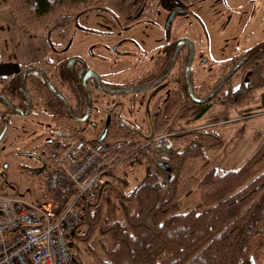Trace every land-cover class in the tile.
I'll use <instances>...</instances> for the list:
<instances>
[{"label": "trees", "instance_id": "1", "mask_svg": "<svg viewBox=\"0 0 264 264\" xmlns=\"http://www.w3.org/2000/svg\"><path fill=\"white\" fill-rule=\"evenodd\" d=\"M105 1L0 0V9L10 7L19 26L33 32L43 30L49 40L55 28L69 22L74 13ZM239 71L247 75L236 87L225 90L228 80L205 103L190 100L181 81L179 91L163 104V114L148 137L132 128L107 130L110 158L115 164L102 178L106 182L117 180L118 185L102 183L104 188L95 195L76 199V204L85 208L86 217L72 234L71 242H86L96 230L108 236L110 243L99 264H264V138L238 168L221 170L210 167L206 155L220 144L219 135L207 129L179 130L175 128L177 123L170 124L175 101L178 111L174 115L179 124L199 119L218 98L225 107L232 108L254 100L256 90L264 87V48ZM245 111L243 115L249 112ZM160 134H169L175 143L187 140L167 157L171 173L161 178L158 171L144 166L143 176L126 191L128 181L117 171L142 164L144 156L139 147ZM64 147L65 139L46 143L40 149L41 165L29 173L39 202H49L55 214L76 198L75 184L55 162ZM107 188L117 199L119 219L107 220L104 216L100 199ZM194 193L199 199L197 204L180 212L181 198ZM82 225L85 229L80 233ZM73 258L76 264H83L76 256Z\"/></svg>", "mask_w": 264, "mask_h": 264}, {"label": "flooded vegetation", "instance_id": "2", "mask_svg": "<svg viewBox=\"0 0 264 264\" xmlns=\"http://www.w3.org/2000/svg\"><path fill=\"white\" fill-rule=\"evenodd\" d=\"M130 1L112 11L114 17L109 14L118 29H78L80 32L96 35V42L90 43L84 52L59 57L62 49H54V57L20 65L13 74L0 77L4 78L0 81L3 87L0 93L6 95L18 109V112L12 111L0 99V145L10 126L12 115L20 120L21 130L29 127L42 130L40 135L45 136L42 146L52 140H66L80 135L91 140L100 137L106 139L107 130L110 128H153L163 114V104L168 97L179 91L181 81L187 95L184 82V66L189 55L187 45L175 56L169 73L162 81L143 90L118 92L150 84L163 74L176 45L183 39L179 36V30L172 25L177 16H195L208 41L210 40L206 31L208 28L189 8L190 0ZM163 8L164 19L159 21V10ZM188 39L193 41L194 46L190 67L192 89L197 97H203L207 95V88L205 85H201L200 89L194 87L192 68L197 58L203 64L206 63V58L198 57L194 39ZM46 41L51 51V41ZM108 52L111 56H106ZM102 63L107 64L105 73L96 68V65ZM29 65L42 69L65 102L53 93L37 70L25 74L24 83L29 96L23 92L20 74ZM69 108L75 115L69 112ZM174 109L171 124L178 122L174 115L178 111L177 101L173 102ZM136 115H142L147 124L143 126V121L138 122ZM48 133L54 135H47ZM34 139L31 137V142ZM18 153L37 160L42 157L39 153L22 149Z\"/></svg>", "mask_w": 264, "mask_h": 264}, {"label": "rangeland", "instance_id": "3", "mask_svg": "<svg viewBox=\"0 0 264 264\" xmlns=\"http://www.w3.org/2000/svg\"><path fill=\"white\" fill-rule=\"evenodd\" d=\"M129 1L107 0L100 5L74 13L69 22L56 27L55 31H53L54 33L49 36L52 50L49 51L47 57H54V49L57 51L62 49L59 57L82 53L90 43L96 42L94 40L96 38L95 34L83 33L78 29H118L113 22L114 19L112 17H114V14H112V11L118 10L120 6ZM188 3L193 14L208 28L206 31L209 33L210 40L208 41L207 36L201 29L200 22L195 16L188 14L179 15L174 19L172 25L174 29L179 30L180 38H193L199 54L198 57L206 58L205 64L199 58L195 60L192 73L194 87L200 89L201 85H205L208 89L210 85H214L218 76L223 75L231 67L240 55L264 40V0H190ZM164 15L165 9L163 8L159 10V21L164 19ZM34 33L36 45L34 47L30 46L29 49L34 55H38L40 45L43 43V38L41 37H43L44 31L39 30ZM26 43L27 40L25 38L18 36L16 44L18 49L24 52ZM106 56H111V54L108 52ZM106 65L102 63L96 65V68L101 73H105L107 70ZM9 70V66H1L0 72L2 74L0 77L9 76ZM246 75H243L238 70L229 79L230 83L225 84L224 89L236 87L242 76L245 77ZM119 77L122 78L124 76ZM2 88L0 84V90ZM263 95L264 87L256 90L254 100L235 108L225 107L221 103V99L218 98L213 101L211 108L199 119L189 123L180 121L178 124V122H175L178 124H176L175 128L179 130L183 128H198L213 131L221 137V140L219 145L210 148L206 152L210 160L209 166L221 170L238 168L256 150L264 138ZM245 110L250 113L243 115L242 113L246 112ZM136 116L139 119L138 122L143 121V126L147 124V120L144 121L142 115ZM21 125L20 120L12 115L10 126L0 145V193L16 195L32 202H39L37 190L31 184L33 180L29 173H33L41 165V162L32 157H24L18 151L22 149L23 151H33L40 154L39 150L42 148L45 136L40 135L42 130L37 127L21 130ZM139 131L147 137L152 134L150 126L141 128ZM47 135L54 134L48 133ZM31 137L35 138L32 142L30 140ZM171 140L178 147L177 150L183 147V142H187L186 139H184L185 141L181 139L178 143H175L172 138ZM158 155V153L151 152L150 156L153 162L144 157L142 164L124 167L117 171L119 177L128 181L129 185L126 191L142 177L145 170L144 166L159 170L161 178L168 176V174L160 170V168L163 169L160 164L158 169L157 163L167 162L169 155L166 157ZM157 156L158 158H155ZM166 171L171 173V168ZM116 182L115 180L106 182L103 179V186L112 184L116 187L118 185ZM103 194L100 202L105 218L107 220L119 219L121 214L115 194L109 192L108 188ZM198 200L196 193L181 198L180 212H186L196 205ZM84 229L85 226L82 225L79 227V232L83 233ZM109 243V237L100 234L96 230L95 234L86 242H71V251L83 264H99L100 260L105 258V249Z\"/></svg>", "mask_w": 264, "mask_h": 264}, {"label": "built area", "instance_id": "4", "mask_svg": "<svg viewBox=\"0 0 264 264\" xmlns=\"http://www.w3.org/2000/svg\"><path fill=\"white\" fill-rule=\"evenodd\" d=\"M148 147L161 157L178 149L169 134L147 139L139 150L150 162L153 160ZM55 162L75 184L76 198L55 214L49 202H32L0 193V264H76L70 238L86 217L85 208L77 205L76 199L98 193L103 174L113 168L115 162L110 158L105 138L91 140L79 136L65 140V147ZM157 166L159 169V162Z\"/></svg>", "mask_w": 264, "mask_h": 264}, {"label": "water", "instance_id": "5", "mask_svg": "<svg viewBox=\"0 0 264 264\" xmlns=\"http://www.w3.org/2000/svg\"><path fill=\"white\" fill-rule=\"evenodd\" d=\"M187 45L189 47V55L187 57V60L185 62V66H184V82H185V87L187 90V95L188 98L190 100H192L195 103H205L210 101L212 98H214V96L218 93L219 89L243 66V64L256 52H258L260 49L264 48V40L257 43L256 45L252 46L251 48H249L248 50H246L242 55H240L236 61L231 65V67L220 77V79L215 83V85L213 86V88L211 89V91L209 93H207L206 96L203 97H197L192 89V85H191V79H190V67L193 61V53H194V46H193V41L191 39L188 38H183L181 39L178 44L175 47L173 56L171 58L170 63L168 64V66L166 67V69L164 70L163 74L154 82L144 85V86H138V87H130L127 89H123V90H118V92H125V91H136V90H143L145 88L154 86L155 84L159 83L160 81H162L167 74L169 73V70L171 68L172 62L175 58V56L178 54V52L181 50V48L183 46ZM32 70H37L40 72V74L43 76L44 80L46 81V83L48 84L49 88L53 91V93H55L62 101L65 102V100H63V97L61 96V94L50 84L47 76L45 75V73L42 71V69L39 66L36 65H29L27 67H25L21 74H20V83H21V87L23 92L29 96L26 87H25V83H24V76L28 71H32ZM110 91V90H109ZM115 92V91H113ZM0 99L2 101H4L7 106L14 112H18L17 107L11 102V100H9V98L0 93ZM29 99V103L31 104V99L30 97H28ZM87 109L89 111L90 109V99H89V94H88V106ZM69 112L74 114L70 108H69ZM75 115V114H74ZM4 131V129H3ZM2 131V132H3ZM1 132V133H2ZM161 165V167H163V169L165 170H170V166L167 163H159Z\"/></svg>", "mask_w": 264, "mask_h": 264}, {"label": "crops", "instance_id": "6", "mask_svg": "<svg viewBox=\"0 0 264 264\" xmlns=\"http://www.w3.org/2000/svg\"><path fill=\"white\" fill-rule=\"evenodd\" d=\"M33 34L35 33L19 26L10 8L0 9V67L9 66L8 75L13 74L20 65L39 61L47 57L50 48L45 35L41 37L43 38V43H41L40 50H38L39 54L34 55L30 51L29 47L36 45V38ZM18 36H22L27 40L24 52L16 46Z\"/></svg>", "mask_w": 264, "mask_h": 264}]
</instances>
